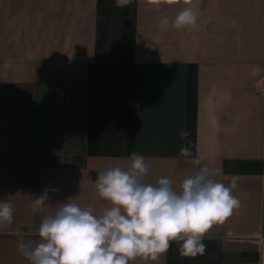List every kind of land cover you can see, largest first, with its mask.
Here are the masks:
<instances>
[{"label": "crops", "instance_id": "0c3cea01", "mask_svg": "<svg viewBox=\"0 0 264 264\" xmlns=\"http://www.w3.org/2000/svg\"><path fill=\"white\" fill-rule=\"evenodd\" d=\"M185 7L195 27L159 28ZM133 152L149 182L177 189L219 168L241 203L203 255L173 241L158 261L130 264H264V0H0V201L13 206L0 264H30L18 244L38 242L43 215L70 198L96 215L110 207L98 172L126 168Z\"/></svg>", "mask_w": 264, "mask_h": 264}, {"label": "clouds", "instance_id": "9594fccd", "mask_svg": "<svg viewBox=\"0 0 264 264\" xmlns=\"http://www.w3.org/2000/svg\"><path fill=\"white\" fill-rule=\"evenodd\" d=\"M130 3L131 0H116L117 7ZM150 3L158 7L162 0ZM197 19V12L185 7L171 25L167 17H162L159 28L166 31L169 27H195ZM188 135V131H180L181 138ZM179 155L190 157V147H181ZM202 160L199 157L190 162L196 167ZM150 168L143 155L133 152L126 168L109 166L99 171L95 188L110 207L96 215L70 198L54 212L43 215L38 242H21L18 251L30 264H130L137 258L158 261L175 241L181 256L203 255L205 235L240 207V200L233 195L235 179L226 186L216 179L219 168L204 165L186 176L177 189L167 177L149 182ZM49 199L46 192L36 198L32 212L40 211ZM12 221V204L0 201V227Z\"/></svg>", "mask_w": 264, "mask_h": 264}]
</instances>
